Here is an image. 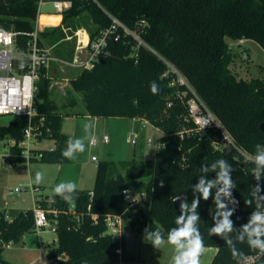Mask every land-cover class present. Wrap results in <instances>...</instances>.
<instances>
[{
	"label": "trees",
	"instance_id": "obj_1",
	"mask_svg": "<svg viewBox=\"0 0 264 264\" xmlns=\"http://www.w3.org/2000/svg\"><path fill=\"white\" fill-rule=\"evenodd\" d=\"M39 0H0V28L18 34L15 49L26 52L28 34L36 27ZM73 7L63 15L62 24L40 32V45L58 44L65 38L64 29L84 28L90 41L111 25L108 14L115 16L145 43L132 56L131 37L109 41L110 56L84 69L70 83L75 93L82 95L83 116L94 118H125L146 121L163 133L154 161L100 162L95 185L89 191H76L71 201L55 196L41 201L48 209H58L57 216L49 215L56 228V247L48 254L54 264H141L142 259L128 251L127 240L116 241L109 234L106 218L121 215L129 219L132 231L142 234L146 227L159 228L167 233L175 227L179 209L171 197L184 193L192 200V185L197 183L200 167L217 159L232 164V178L237 188L233 196L240 209L231 219L235 225L247 222L255 203L251 198L256 184L253 161L237 150L229 155L214 148L223 138L217 129L206 134L184 133L193 129L185 123L186 107L178 97L184 87H171L174 75L167 76L171 63L188 80L199 97L216 115L247 155L254 157L257 144L264 145V78L245 80L230 68L233 55L227 39L252 40L264 50V0H72ZM82 20L81 23L78 21ZM45 41V42H44ZM70 55H61L71 59ZM264 73V69H260ZM42 69L36 99L38 121L44 118L50 137L56 140L55 151H45L39 161L46 164H67L62 156L69 137L62 133L64 113L78 101L70 95L67 104L60 106L52 98V78ZM157 82L159 92L152 94L150 82ZM25 119H17L0 126V139H23ZM210 173L209 177L214 178ZM163 180L164 186L160 187ZM133 186L137 193H145L144 204L149 213L124 200L123 192ZM264 187V178L261 180ZM154 189V190H153ZM93 196H90V193ZM74 208L71 210V208ZM212 199H201L198 212L200 231L205 247L217 248L211 264H264V255L237 243L242 258H234L225 242L209 236L212 226ZM239 217V219H237ZM36 232L34 211L10 210L0 212V264L6 247L22 241L28 233ZM121 253H118V250Z\"/></svg>",
	"mask_w": 264,
	"mask_h": 264
},
{
	"label": "built area",
	"instance_id": "obj_2",
	"mask_svg": "<svg viewBox=\"0 0 264 264\" xmlns=\"http://www.w3.org/2000/svg\"><path fill=\"white\" fill-rule=\"evenodd\" d=\"M93 1L96 2V0ZM48 4H51L55 14L60 15L73 7L72 0H39L37 3L39 15L35 30L28 34L30 39L27 43L26 52L15 49L17 33L0 28V117L13 115L18 120L25 119L27 121L23 139H0V145L4 146L6 150L4 154L0 155V169L3 166H6L8 170L27 169L30 164L41 160L45 151L51 152L57 149V142L50 137V129L46 126L44 118H40L38 121L35 120L38 116L36 99L42 69L46 70L47 77L50 76V70L53 65L60 66L65 73L66 71L73 72L78 70L81 72L84 69H91L95 63L110 56L109 41L112 39L118 41L122 36L131 37L134 40L132 56H136L138 48L141 45H145L144 41L135 32L130 30L115 16L107 13L111 19V25L108 28L100 31L93 41H90L89 36V42L86 46L79 43L71 59L58 57L54 55L51 49L40 45L39 34L44 30V27L39 22V18L42 15L40 10ZM78 33L76 35L79 37ZM14 51H17L21 55H16ZM164 61L169 67L166 75L175 76L170 86L185 88L182 92L179 91L177 95L186 107L184 121L185 123L192 124L193 129L184 131L181 136L183 137L184 133L188 134L190 132L202 136L211 129H217L223 134V138L213 144L216 150L224 152L226 148L232 147L233 150H237L247 160L253 161L252 156L247 155L236 145L234 139L220 120L199 97L181 72L171 63L166 60ZM1 72H8L10 75L3 77L1 76ZM69 83V78H65L62 81L52 78L50 88H57L59 93L65 94V88ZM94 139L95 143L90 144L93 147L97 146L99 142L97 138L94 137ZM138 139L139 133L136 132L132 136L133 143L137 144ZM102 140L105 144H108L110 141L107 135H104ZM150 143L151 140H148V144ZM160 147H163L161 143L159 144ZM92 160L96 161L97 159L93 157ZM29 189L32 194L39 191L38 188L33 186ZM23 191L25 189L18 188L13 193L20 195ZM90 196H93L92 192ZM123 196L126 202L134 206L145 198V193H137L133 189L127 188L124 190ZM40 202V198L35 197L33 209L35 230L41 231L42 229L53 227V231L56 233L55 225L49 220L48 216H57L59 214L58 209L52 206L45 209L40 205ZM72 209L74 208L72 207ZM124 220L125 218L121 215H109L106 218L109 234L120 243H122L126 235ZM40 246V250H43V246ZM118 253H121L120 249ZM49 264H54V261L49 260Z\"/></svg>",
	"mask_w": 264,
	"mask_h": 264
},
{
	"label": "rangeland",
	"instance_id": "obj_3",
	"mask_svg": "<svg viewBox=\"0 0 264 264\" xmlns=\"http://www.w3.org/2000/svg\"><path fill=\"white\" fill-rule=\"evenodd\" d=\"M42 14H55L51 4L45 5L41 8ZM41 26L54 27L58 26L61 22V16L41 15L39 18ZM79 23L82 20L78 21ZM82 29V28H81ZM80 28L74 29L65 28V38L56 45H50L45 42V48H51L55 55H70L78 46V39L76 32ZM81 33H85L81 31ZM81 36V35H80ZM229 45L233 44V40H226ZM16 55H21L14 51ZM73 53V54H74ZM67 59V58H65ZM264 66V56L253 53L252 61L250 62V69L252 76L255 78H264V73L260 72L259 66ZM235 69L238 70L239 66L236 64ZM50 74L54 79L62 81L69 78L70 81L77 77L79 71L64 73L62 68L53 65ZM10 75L8 72H1V76L6 77ZM53 91L52 98L60 106L61 110L63 105L67 104L70 95L75 97L78 104L74 108H67L63 112L73 114L64 119L62 132L70 138H78L84 135L83 125L87 120L93 123V136L98 139L97 146L93 147L90 144L87 146L85 152L77 154L76 159L70 160L67 164H46V163H32L29 167L20 173H10L14 170H8L6 166L0 169L1 171H8V187L4 189L3 202L0 208L16 209L20 211H27L34 209L35 197L40 198L41 201H52L55 197L53 194L54 187L66 181H73L77 185L78 191H89L94 188L97 166L100 162H126L132 160L138 161H154L157 151L159 149L160 138L163 133L158 128L150 123L141 122L137 119L125 118H94L91 116H83L85 114V106L82 101V95L75 93L72 89L71 83L65 88V94L59 93L57 88L51 89ZM17 120V117L3 116L0 117V126L9 125ZM139 133L137 144L132 141L134 133ZM107 135L110 139L108 144L103 142V136ZM148 140L151 143L148 144ZM6 152L4 146L0 145V155ZM93 157L97 160L93 161ZM17 170V169H16ZM40 171L43 173V181L41 184L36 185L33 183L35 172ZM38 188L35 194H32L30 187ZM18 188H23L20 195L17 193L10 194V191H15ZM129 188H135L130 186ZM135 211L143 209L147 214L149 209L144 204V199L137 205H134ZM130 220H124V231L130 233L134 239L135 244L128 247V251L132 255H138L139 250L142 251V257L145 259L146 264H166L171 253V247H164L161 250L154 249L150 243H146L143 239L144 233L138 234L132 231ZM57 235L53 231V227L42 229L33 233H28L23 237V240L17 244H11L4 250L3 258L6 262L11 264H49L47 258L48 254L56 247ZM40 245L43 246V251L40 250ZM156 253V258L151 261Z\"/></svg>",
	"mask_w": 264,
	"mask_h": 264
},
{
	"label": "clouds",
	"instance_id": "obj_4",
	"mask_svg": "<svg viewBox=\"0 0 264 264\" xmlns=\"http://www.w3.org/2000/svg\"><path fill=\"white\" fill-rule=\"evenodd\" d=\"M149 87L152 94L159 92L157 82H150ZM93 127L91 120H87L83 125L84 135L69 138L62 156L68 160H74L77 154L85 152L89 144H94ZM255 148V155L252 158L255 167L252 173L256 184L253 186L251 198L244 201L248 206L255 203V208L246 223L237 227L231 219L239 204L233 196V189L237 188L232 178L234 168L227 160L217 159L211 164L201 165L198 181L192 185L193 198L190 203L186 196L178 194L171 197L172 204H179V215L175 218V227L167 233L159 228L146 227L144 241L157 250L166 244L172 246L174 250L172 264H201L205 243L199 227L201 216L198 208L201 199L208 201L211 198L215 208L210 209L213 224L208 229V235L220 237L234 258H242V253L236 247L237 243H246L250 249L264 255V187L261 186V180L264 178V145L257 144ZM210 173L215 174L214 178L209 177ZM42 181L43 173L35 172L33 183L39 185ZM163 186L164 182L161 180L160 187ZM76 191V183L66 181L57 184L53 194L65 201H71Z\"/></svg>",
	"mask_w": 264,
	"mask_h": 264
},
{
	"label": "crops",
	"instance_id": "obj_5",
	"mask_svg": "<svg viewBox=\"0 0 264 264\" xmlns=\"http://www.w3.org/2000/svg\"><path fill=\"white\" fill-rule=\"evenodd\" d=\"M42 15L61 16V22H60V24L58 26H60L62 24L63 15H60V14H48V13L47 14H42ZM58 26H54V27H58ZM42 27H44V29L48 28L47 26H42ZM80 31L86 32L88 37H89V34H88L86 29H84V28L80 29L79 33H80ZM79 37H80V35H79ZM48 49H51V48H48ZM229 49H230V52L233 55V59H234L232 64H231V66H230L232 71L239 78H242V79H245V80H251V79L257 78V77L254 78L252 76L251 69H250V62L252 61V57H253V53L254 52H255V54L264 56V50L256 42H254L252 40H246V39L239 40V41H233V44L229 45ZM56 56H58V55H56ZM58 57H60V56H58ZM236 64L239 66L238 70H236L235 67H234ZM261 68L264 69V66L260 65L259 69H261ZM50 76L52 77L51 74H50ZM52 78H54V77H52ZM22 171H24V168L17 169V170L15 169L14 171H12L10 173H20ZM8 173H9L8 171H1L0 172V206L2 205V202H3L2 199L4 197V189H7V187H8V176H9ZM10 194H13V191H10ZM10 210H16V209H10ZM10 210L4 209V208H0V212L7 213ZM135 242H136V239H134L133 245L135 244ZM164 247H171V253H170V256H169L168 261L166 262V264H172V257L174 255V250H173L172 246L167 245V244L165 246H163L161 249H163ZM41 251H43V250H41ZM217 251H218L217 248L205 247L204 254L201 257V264H211L213 259H214V257H215V255L217 254ZM138 253L139 254L137 256L142 259V263L141 264H146L145 259L142 257L141 249L139 250ZM47 258H48V256H47ZM155 258H156V253H154L153 257H151V259H152L151 261H154ZM120 264H124V263H120Z\"/></svg>",
	"mask_w": 264,
	"mask_h": 264
},
{
	"label": "water",
	"instance_id": "obj_6",
	"mask_svg": "<svg viewBox=\"0 0 264 264\" xmlns=\"http://www.w3.org/2000/svg\"><path fill=\"white\" fill-rule=\"evenodd\" d=\"M232 151H233V148L232 147H228V148H226L224 150V153L229 155ZM179 195L186 196L184 193H180ZM173 205H174L175 209H179V204L178 203L173 204ZM238 209H240V205L237 206V210ZM125 237H126V240H127V247H132L133 242H134V238L132 237V235L130 233H126Z\"/></svg>",
	"mask_w": 264,
	"mask_h": 264
},
{
	"label": "bare ground",
	"instance_id": "obj_7",
	"mask_svg": "<svg viewBox=\"0 0 264 264\" xmlns=\"http://www.w3.org/2000/svg\"><path fill=\"white\" fill-rule=\"evenodd\" d=\"M77 32H79V30ZM78 35H81L80 38L78 39V44L81 43L82 45L86 46L89 42V37H88L87 33L86 32L81 33V31H80V33H78Z\"/></svg>",
	"mask_w": 264,
	"mask_h": 264
}]
</instances>
